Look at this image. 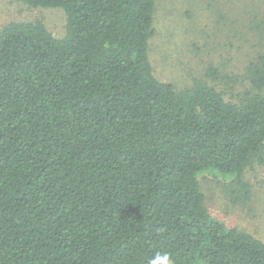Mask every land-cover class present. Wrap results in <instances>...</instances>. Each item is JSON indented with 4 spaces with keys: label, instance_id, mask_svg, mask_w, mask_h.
<instances>
[{
    "label": "trees",
    "instance_id": "1",
    "mask_svg": "<svg viewBox=\"0 0 264 264\" xmlns=\"http://www.w3.org/2000/svg\"><path fill=\"white\" fill-rule=\"evenodd\" d=\"M60 8L0 28V264H264V242L213 218L198 177L264 164V15L247 90L177 91L149 57L156 0H10ZM252 37V39H254ZM214 71L207 75L212 76Z\"/></svg>",
    "mask_w": 264,
    "mask_h": 264
},
{
    "label": "rangeland",
    "instance_id": "2",
    "mask_svg": "<svg viewBox=\"0 0 264 264\" xmlns=\"http://www.w3.org/2000/svg\"><path fill=\"white\" fill-rule=\"evenodd\" d=\"M263 15L264 0H156L149 51L155 77L177 91L204 83L227 100H237L247 90L245 70L258 52L253 28ZM35 21L53 37L65 36L62 9L0 0V28ZM210 71L212 76L207 75ZM243 178L251 186V199L244 207L232 203L230 180L205 172L198 180L213 218L264 242V164L248 169Z\"/></svg>",
    "mask_w": 264,
    "mask_h": 264
},
{
    "label": "clouds",
    "instance_id": "3",
    "mask_svg": "<svg viewBox=\"0 0 264 264\" xmlns=\"http://www.w3.org/2000/svg\"><path fill=\"white\" fill-rule=\"evenodd\" d=\"M148 264H173L169 253L157 252L152 258L148 260Z\"/></svg>",
    "mask_w": 264,
    "mask_h": 264
}]
</instances>
